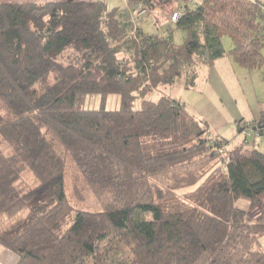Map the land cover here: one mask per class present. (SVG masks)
I'll return each mask as SVG.
<instances>
[{"label": "trees", "instance_id": "1", "mask_svg": "<svg viewBox=\"0 0 264 264\" xmlns=\"http://www.w3.org/2000/svg\"><path fill=\"white\" fill-rule=\"evenodd\" d=\"M129 3L0 0V144L12 148L0 151V217L27 212L0 245L17 264H264V151L229 148L160 92L183 76L191 88L226 53L264 67V3H186L172 20L187 35L179 45L171 29L137 25L152 0ZM56 144L97 210L72 202ZM28 170L39 183L22 189Z\"/></svg>", "mask_w": 264, "mask_h": 264}, {"label": "rangeland", "instance_id": "2", "mask_svg": "<svg viewBox=\"0 0 264 264\" xmlns=\"http://www.w3.org/2000/svg\"><path fill=\"white\" fill-rule=\"evenodd\" d=\"M110 7L124 8L126 2L129 0H105ZM135 3L143 2L144 0H132ZM201 0H152L153 7L147 5V11H144L139 15L140 18H136L137 25H140L145 31L149 33H162L167 29H171L174 35L175 43L181 44L186 39V32L178 27L173 21L172 16L175 12L183 13V7L186 3L195 5ZM264 2V0H261ZM137 16V15H136ZM201 30V28H199ZM222 44L225 50L228 52L233 48L234 44L229 35H224ZM264 55V48L262 49ZM236 70L227 69L226 66L223 69H219L220 78L223 80L221 84L215 78H211L209 70H205L202 66L199 68V75L196 78L195 85L191 88H187V76H183L180 81L170 86L162 88L160 92L166 96H171L186 103L187 110L192 115L194 114L199 119H202L210 124L212 130L219 134L222 138L226 139L230 148H236L239 146V139H243L244 136L239 132V125L241 122L237 121V109L246 111L249 108L255 109L259 101H264V96L259 94V90L256 83L264 82V67L258 69L249 70L244 67L235 64ZM211 67V66H210ZM220 86V87H219ZM225 86V87H221ZM101 96L92 95L88 97L87 106L100 107ZM156 97H154L155 99ZM108 108L115 110L120 108V96L117 94L111 95L107 100ZM0 110L2 113H8L0 103ZM245 141V138H244ZM253 139H249L251 143ZM245 141L246 145L247 144ZM57 151L62 154L68 163V194L73 203L83 208H89L97 210V197L93 195L90 190L79 178V173L74 166V163L69 161L66 156V152L63 147L56 144ZM0 151L4 154H10L12 148L5 141L0 144ZM22 179L19 182V186L22 189H29V187L36 186L39 182L31 171H25L22 175ZM178 192L185 193L186 190H179ZM239 204L247 208L249 203L247 200L242 199ZM27 212H21L17 217L6 218L0 217V229H5L11 224L15 223L19 218L26 215ZM107 244H105L106 246ZM116 245L119 248L125 246L122 242H117Z\"/></svg>", "mask_w": 264, "mask_h": 264}, {"label": "crops", "instance_id": "3", "mask_svg": "<svg viewBox=\"0 0 264 264\" xmlns=\"http://www.w3.org/2000/svg\"><path fill=\"white\" fill-rule=\"evenodd\" d=\"M129 2H130V0L126 2L125 7L129 6V4H130ZM236 63L237 62L234 61L232 55L226 53L225 57L217 59L211 67L204 65V64L202 67L205 68V70H209V74H211L209 76H211V78L212 77L215 78L219 82L218 84H221L223 82V80L219 76L220 75L219 69H223L226 66L227 69L231 68L232 70H236V67H237V66H235ZM255 85H257V87H258L259 94L261 96L262 95L264 96V82H259V83H256ZM221 87H225V86H221ZM243 110L239 109V107L237 109V111H238L237 115H236L237 121L243 122L242 124L239 125V132L241 131V128H242L244 123L249 124L250 122L260 121L261 119L264 118V101H259L257 103L255 109L249 108L246 111H243ZM210 130L212 131L213 134L219 135L212 130L211 126H210ZM238 144H239L238 147H240L241 145H244L246 148H249V149L257 148L258 150H260L262 152V151H264V134L261 137L255 138L253 141H251L250 144L248 143L249 145L245 144L244 138L241 140L239 139ZM228 147L230 148L229 145H228ZM261 244L264 247V237L261 239ZM18 261H19V256L17 254L12 252L11 250L6 249L4 246L0 245V263L1 264H17Z\"/></svg>", "mask_w": 264, "mask_h": 264}, {"label": "built area", "instance_id": "4", "mask_svg": "<svg viewBox=\"0 0 264 264\" xmlns=\"http://www.w3.org/2000/svg\"><path fill=\"white\" fill-rule=\"evenodd\" d=\"M141 13H139V15H141ZM179 16H180V12L178 13L175 12L172 16V20L173 21L178 20ZM241 133L243 134L246 143L249 142L250 138L254 140L257 137H261L264 134V120H262L261 122H250V124H246L241 129ZM221 152H223V150H221Z\"/></svg>", "mask_w": 264, "mask_h": 264}]
</instances>
